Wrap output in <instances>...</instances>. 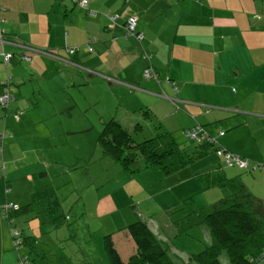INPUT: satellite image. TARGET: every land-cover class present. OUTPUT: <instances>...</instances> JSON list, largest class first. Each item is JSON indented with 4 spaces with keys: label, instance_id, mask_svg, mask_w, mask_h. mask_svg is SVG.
Segmentation results:
<instances>
[{
    "label": "crops",
    "instance_id": "obj_1",
    "mask_svg": "<svg viewBox=\"0 0 264 264\" xmlns=\"http://www.w3.org/2000/svg\"><path fill=\"white\" fill-rule=\"evenodd\" d=\"M88 1L95 15L70 0H0L4 38L0 43V88L2 82H9L14 97L7 109H0V129L8 134L3 142L5 176L0 178V204L3 198L15 203L21 209L13 217L22 213L28 222L25 235L21 232L26 238L22 247L16 250L12 240L9 246L0 243V264H13L27 253L31 256L28 248L36 253L32 264L53 259L51 248L39 245L42 233L31 224L35 215L30 216V209L33 196L51 188H45V180L60 167L54 155L55 139L73 131H59L53 122L62 108L76 105L70 95L61 107L55 93L62 90L85 87L91 92L85 100L92 115L88 125L80 127L84 133L87 126H102L110 118L129 131L141 130L137 125L145 123L153 125L150 134L164 129L182 137L183 130L200 124L216 143L210 150L213 154L207 155L208 151L196 161L240 181L252 197L264 201V1ZM108 13L117 17L110 19ZM131 15L138 17L136 29L143 34L142 40L124 37V24ZM24 46L51 51L62 61L33 53L26 62L19 57ZM66 47L76 51L68 53ZM143 54L151 56L159 81L144 78L148 62ZM5 55H9L7 62ZM165 78L175 82V92ZM215 147L237 154L247 161L246 166L225 165ZM134 177L129 176V181ZM33 183L38 186L29 189ZM202 190L217 200L231 192L226 185ZM113 194L102 193L93 213L101 225L112 218L122 222L116 229H100L98 235L110 234L126 260L136 249L126 229L135 214L128 205L119 209V201L125 200L123 193ZM1 222L3 242L4 231L10 233L14 220ZM98 241L102 248V239ZM175 256L182 262L188 258Z\"/></svg>",
    "mask_w": 264,
    "mask_h": 264
},
{
    "label": "rangeland",
    "instance_id": "obj_2",
    "mask_svg": "<svg viewBox=\"0 0 264 264\" xmlns=\"http://www.w3.org/2000/svg\"><path fill=\"white\" fill-rule=\"evenodd\" d=\"M70 95L73 96L76 105L71 109L62 108L53 119L59 131L73 129L71 134H62L55 139L54 155L60 163L59 171L51 173L45 180V188L48 186L51 188L34 195L33 206L30 209V216L35 215L30 222L36 227V232L42 233V238L38 239L39 245L49 247L52 251L53 259L46 264H101L104 261L109 264L104 245L101 248L98 241V238H101L102 242L104 239L98 235L101 221L99 218L96 219L93 213L95 201L104 192H114V197L123 193L125 200L119 201V209L123 210L124 205H128L127 208L135 214V220L141 216L151 218L156 223V228L158 226L161 238L167 240L173 247L172 253L176 252L178 256L184 257L185 253L204 249L205 243L210 242L211 238L207 227L192 225L178 234L177 222L179 221V226L183 225L181 218L188 208L208 210L211 204L217 201L218 198L213 194L203 193L204 179H199L203 174L213 171L209 170L207 165L194 161L198 165L191 163L170 175H164L158 167L142 168L135 172V179L129 181L130 175L126 172L118 173L119 165L99 151L97 137L102 126L95 125L94 128L87 126L88 130L85 133L80 128L88 125V117L92 115V107L85 100L91 92L85 87L79 90H62L55 93V100L63 107ZM61 118L62 125H59ZM141 126L143 127L141 130L130 131L135 141L154 135L150 134L153 125L152 128L147 127L145 123ZM76 130L82 132L74 134ZM176 136L177 142L183 144L184 148L192 146L188 139L178 134ZM212 152L213 150L207 155L213 154ZM106 160L109 162L108 165ZM36 186L38 184L33 183L28 188ZM84 205L86 212L82 213ZM22 216L20 213L13 217L11 228H17L25 235L28 222L23 220ZM1 221L6 220L0 219V224ZM121 223L116 218L102 221L105 231L116 229L122 225ZM9 234V231L5 230L4 241L0 239V243L11 245L12 239ZM34 257L36 258V253L32 252L31 258ZM171 257L175 264H183L175 255L172 254ZM221 257L223 264H229L224 254Z\"/></svg>",
    "mask_w": 264,
    "mask_h": 264
},
{
    "label": "trees",
    "instance_id": "obj_3",
    "mask_svg": "<svg viewBox=\"0 0 264 264\" xmlns=\"http://www.w3.org/2000/svg\"><path fill=\"white\" fill-rule=\"evenodd\" d=\"M124 37L129 38L126 37L125 28ZM88 48H91L89 44ZM144 58L148 62L144 70L149 69L152 74L157 75L150 63L151 56ZM55 59L62 61L58 58ZM156 80L159 81L158 75ZM13 100L14 97L6 106L0 105V109H7ZM14 115L13 113V118ZM137 127L141 128L142 126L138 124ZM186 130L182 132L184 137H186ZM0 131L5 134L4 142L8 134L3 129H0ZM215 143L204 141L193 144L187 149L183 147V144L177 142V136L164 129L152 137L135 141L131 132L114 118H110L102 125L97 137V144L101 154L119 165L118 173L126 172L130 176L135 175V172L142 168L148 167H158L164 175L173 174L204 156ZM3 144L2 157L4 162ZM218 148L215 147V151ZM108 163L106 160V165ZM4 176L5 173L1 178ZM199 179H204V184L201 183L205 189L214 185H226L231 189V192L229 195L214 201L208 210L188 208L184 211V216L181 218L183 225L179 226V221L177 222L178 234L184 232L192 225H202L207 227L211 238L210 242L205 243L204 249L201 251L187 253L188 258L185 261L183 260L182 263L223 264L221 255L224 254L229 264H255L250 258L254 259L264 251V201L252 197L240 181L234 178H226L220 170L206 173V175L203 174ZM5 203L12 202H4L0 204V207ZM20 209L18 206L17 209L10 211L7 217L0 215V219L11 223L13 214L19 212ZM101 229H103L102 225ZM126 229L135 243V252L127 260L122 259L111 235L105 234L103 235V245L109 264H175L171 255L176 253H172L171 249L173 247L165 239L161 238L158 227L156 228L157 233H154L137 217L135 221L126 226ZM14 231H17L18 234L15 235ZM10 235L16 250L24 245L26 238L22 236L21 231L11 229ZM17 239L20 240L19 245L15 244ZM28 249L31 253L35 252L32 248ZM27 254L30 255L29 253ZM28 255L19 256V259L24 258L27 264H32L33 258ZM179 259L181 260V258Z\"/></svg>",
    "mask_w": 264,
    "mask_h": 264
},
{
    "label": "built area",
    "instance_id": "obj_4",
    "mask_svg": "<svg viewBox=\"0 0 264 264\" xmlns=\"http://www.w3.org/2000/svg\"><path fill=\"white\" fill-rule=\"evenodd\" d=\"M71 2H73L75 5L79 6L80 8H83L86 13L90 14V15H95L96 14V10L91 9L89 7V1L88 0H70ZM1 5H0V10H1ZM108 17L110 19L116 18L117 14H109L108 13ZM2 21L1 17H0V22ZM136 25H137V17L134 15L129 16L124 24V28H125V34L126 37H135L138 40H142L143 39V34L141 32H138L136 29ZM3 30L0 29V43H4V38L3 35L1 34ZM93 39L90 38L89 41H91ZM66 51L68 53H74L75 49L74 47H66L65 48ZM24 52L19 54V57L25 61H30L31 59V55L33 53H41V54H46L49 55L51 57L54 58H58L59 57L55 54H53L52 52H45L42 51L40 49L34 48V47H30V46H24L23 47ZM143 57L149 58L150 55L148 54H143ZM9 55H5V62L8 61ZM61 60V59H60ZM144 77L146 78H155L157 79V75H154L150 72L149 69H145L143 72ZM165 80L171 85L173 91L175 92L177 90V87L175 85L174 81H170L169 78H165ZM13 99L11 90H10V84L7 81L2 82L1 88H0V105L2 106H6L11 100ZM175 108L178 109L179 106L177 103H175ZM14 118L17 119L18 115H14ZM223 132H220V134H222ZM4 132L0 131V178L1 176L5 173L4 172V162H3V157H2V143H3V138H4ZM185 135L187 138L195 141L196 143H202V142H210V143H215L216 140L213 136H211L208 132H206L200 124L195 123V125H193L192 127H190L189 129H187L185 131ZM216 154L218 157H220L223 161V163L225 165L231 166V165H238L241 167L246 166L247 161L243 158H241L240 156H238L237 154H234L232 152H229L228 150L219 147L216 151ZM264 203V202H263ZM17 205L13 204V203H5L3 205H1L0 207V215H2V217H7L9 212L12 210L17 209ZM14 234L17 235L18 232L14 231ZM20 240L17 239L15 240V244L19 245ZM264 259V251L259 255L256 256L254 259L250 258V260H252L253 262H259L262 261ZM14 264H27L26 260L24 258H20L16 263Z\"/></svg>",
    "mask_w": 264,
    "mask_h": 264
},
{
    "label": "water",
    "instance_id": "obj_5",
    "mask_svg": "<svg viewBox=\"0 0 264 264\" xmlns=\"http://www.w3.org/2000/svg\"><path fill=\"white\" fill-rule=\"evenodd\" d=\"M140 220H142V222H144L154 233H157L156 223L153 220H151V218H145L141 216Z\"/></svg>",
    "mask_w": 264,
    "mask_h": 264
}]
</instances>
